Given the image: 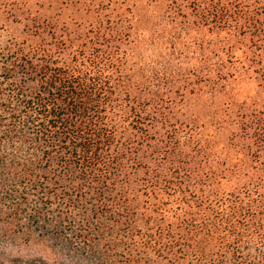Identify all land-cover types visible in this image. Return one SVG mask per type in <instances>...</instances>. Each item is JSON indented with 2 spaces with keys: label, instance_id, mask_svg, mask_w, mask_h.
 <instances>
[{
  "label": "trees",
  "instance_id": "obj_1",
  "mask_svg": "<svg viewBox=\"0 0 264 264\" xmlns=\"http://www.w3.org/2000/svg\"><path fill=\"white\" fill-rule=\"evenodd\" d=\"M0 16V246L44 255L10 264H264V0Z\"/></svg>",
  "mask_w": 264,
  "mask_h": 264
},
{
  "label": "rangeland",
  "instance_id": "obj_2",
  "mask_svg": "<svg viewBox=\"0 0 264 264\" xmlns=\"http://www.w3.org/2000/svg\"><path fill=\"white\" fill-rule=\"evenodd\" d=\"M3 24H5L7 27H3ZM9 25L10 22L7 23L5 18L0 16V45L7 42L11 36L18 34V31H13L12 28L14 27ZM0 251V259L6 261L7 264L12 263V261H14L16 258H21L25 261H32L39 256H44L41 253L35 251L33 248H25L19 245H3L0 246Z\"/></svg>",
  "mask_w": 264,
  "mask_h": 264
}]
</instances>
